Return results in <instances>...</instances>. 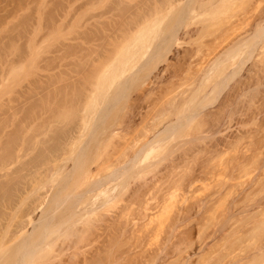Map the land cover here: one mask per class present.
Here are the masks:
<instances>
[{"label":"rangeland","instance_id":"obj_1","mask_svg":"<svg viewBox=\"0 0 264 264\" xmlns=\"http://www.w3.org/2000/svg\"><path fill=\"white\" fill-rule=\"evenodd\" d=\"M185 1L23 0L20 9L13 2L6 6L17 10L15 19L9 15L10 40L17 47L9 52L7 83L8 130L16 139L10 145L7 183L0 178V229L24 194L29 197L22 213L28 210L37 219L52 183L31 191L36 167L58 157L56 150L67 152L56 157L64 158L58 164L70 165L68 156L76 154L79 143L69 147L65 139L79 129L88 135L86 129L93 128L108 102L104 123L113 135L98 136L88 153L90 168L111 164L95 176L106 180L116 179L110 173L114 168L121 171L114 180L117 193L108 186L112 180L105 184L117 194L116 202H104L112 195L105 192L100 201V195L94 197L95 206H77L80 213L96 211L62 230L35 264H208L229 252L235 237L243 236L237 243L247 249L264 237V214L249 210L264 201V84L243 82L254 73L253 47L242 46L232 76L230 53L222 54L238 38L228 27L241 20L248 0H226L220 11L193 0L198 15L175 20L179 40L168 37L167 49L152 63L134 70L137 61L108 85L110 70L127 54L128 43L138 34H148L152 42L164 37ZM110 62L115 68L106 67ZM120 83L124 94L113 102L109 95ZM51 163L39 167V174ZM250 189L257 191L248 194ZM25 216L12 223L22 220L20 225L30 230ZM249 226L254 231H241Z\"/></svg>","mask_w":264,"mask_h":264},{"label":"bare ground","instance_id":"obj_2","mask_svg":"<svg viewBox=\"0 0 264 264\" xmlns=\"http://www.w3.org/2000/svg\"><path fill=\"white\" fill-rule=\"evenodd\" d=\"M22 1L23 0H0V4H2L0 6V9H2L4 11L3 15H0V178L1 177L3 178V179L1 178L2 180L1 179L0 180L3 181L2 183H4V184L7 183V181H8V179H7V181L4 182L5 181L4 178L7 176L6 174L8 172L7 171L8 170V164H9V161L12 158V154H13L12 147L10 146L11 141L14 142V140L16 139V136L12 135L13 133L12 134L9 133L8 116H7V104H8L7 103V92H8L7 91L8 90L7 89V87H8L7 83H8L9 69H10L9 52H11L10 50L12 49L13 46H16V44L15 43L12 44V40H10V38H11L10 33H11V31H13L12 30L13 26L11 27L12 19H10L9 15L11 16V13L14 14V12L15 13L17 12L16 7H17V9H20ZM165 1H167V0H165ZM177 1H180V0H176V3H177ZM192 1L193 0H186L181 5V7H179L177 9V11L175 12V15L173 17L175 19L171 23H169V25L167 26V29L164 32V37L159 39L157 42H152V40H151L152 37L148 36V34H145V35L138 34L136 37H134L133 40L130 43H128V45L126 46L127 54L120 59H116L117 60L116 68H115L114 62H110V64H108L106 66V67L112 66L115 68L113 70H110L111 72L109 74L110 77H109L108 85H110L112 83V81L114 80V78L116 76H121L125 71H129L128 69L129 68L131 69L132 66H135V63L137 61H138V65H136V67H134V70L139 68V67L148 66L150 63H152L153 60H155L158 56H160L162 50L167 49L168 37H174V40L178 41L179 39L177 37V34H175V30L177 29L175 20L176 21L179 20L180 22H182L184 19L191 17L194 13H196V14H194V16L198 15L197 14L198 12L196 11L197 7L192 6V4H193ZM181 2H182V0H181ZM225 2H226V0H196V3H198V5L208 4L212 7H214L215 8L214 10L219 8L217 11H220L223 7H225V5H224ZM248 2H250L249 3L250 6L247 7L248 3H246V6H245L246 11L244 9L245 12L243 11L244 13H243V15H241L242 17H240L241 20H239V22L233 21V22H235V24H233V22H232L233 25L231 26V28H230L231 23L228 27L230 30L233 31V35L235 34L238 38H236L231 44L229 43L230 44L228 46L229 48L225 49V51L222 54L226 55L227 53H230V58L233 61L232 62L233 65L231 67V70H229L230 71L229 74H231V76H232L233 74H235L236 68L240 65V60L238 58H235V57H236V55L240 54V50H241L242 46L246 45V46L253 47V50L255 51V54H254L255 58L253 57L254 60L252 63L253 66L255 67V69L252 68L254 70V73L252 75L248 76L247 81L245 79H243L244 80L243 82H246L245 84H249V82L251 83V81L253 82V80L254 81L256 80L257 82L258 81L261 82L263 80L262 82L264 84V0H248ZM11 3L15 4L16 7L12 8V6H11V8L13 10L11 11V9H9L10 10V12H9L8 9H6V6L8 4H11ZM20 14L21 13L18 14L19 17L22 16V14H21V16H20ZM8 17H9V19H8ZM13 17L15 19L16 15L14 14ZM17 20H19V22H20L19 18ZM22 22H23V20H22ZM20 23L17 22V24H20ZM178 24H180V23H178ZM240 29L241 30L243 29V30L240 31ZM19 33H20V31H19ZM19 33L17 32V34H15V35H19ZM20 35L22 36V34H20ZM17 38L19 39L20 37H17ZM232 39H233V37H232ZM10 41H11L12 46L10 45ZM13 41H15V40H13ZM175 43L177 44V42H175ZM15 48L13 47L14 50H16ZM149 52H150V54L148 55ZM135 55H138V58H135ZM140 59H142V60L139 61ZM116 72H117V74H116ZM104 74H107V73H104ZM250 74H251V72H250ZM107 75H105V76H107ZM105 78L103 80L107 79V78L106 79ZM245 86H243V87H245ZM243 87H241L240 90H242ZM124 88H125L124 84L120 83L116 87L115 91L109 95V100L116 102V100H118L124 94L123 93ZM238 89H239V87H238ZM109 103L110 102H108L107 104L104 103L105 104L104 105V111L94 121L93 128L91 129V127H89V128H87L88 130L86 129L87 132L90 130L89 134L87 133L88 135H86V132L85 133L83 132V134H80L82 132V129H81V131H80V129L78 130L79 133L78 132L74 133L75 131L71 132V134H74V135H68V137L64 134L65 138L67 137L66 139L64 138L66 140L65 142H67V143H65V142L64 143L68 144L67 146L71 147V145H73L75 142H78L80 144V146H78L79 144L78 145L76 144V147H77V151H75L76 154L73 153L74 152L73 151L70 153L71 156L70 155L68 156V159L69 158L71 159L70 165L69 164L65 165V164H60V163H59L60 165L58 164L59 161L61 162V159H64L63 157L65 154H67V152L65 154H61L62 151L60 152L56 149L55 150L58 152V157L52 156L53 159H51L49 157L50 159L43 160V162H41V165L39 164L40 163L39 162L38 164L40 166L38 165L37 166L38 168L36 167V165H33L36 167V169H38V174H36L38 177L42 176L43 173H46L48 170V174H47L48 178L47 179L45 178L42 181H40L39 183H37L39 178L34 175L35 177L38 178V180L36 178L35 179L36 183H34V181H33V184L28 186V187L31 186L30 190L35 192L37 189L44 187L46 182L52 183V184H50L52 187V190L50 192V195L48 194L49 199H48L47 203L44 204L45 206L42 205L43 208H42V210H41V212H40V214L36 220L31 218L30 213H28V210L24 211V213H22V211H21L24 208V207L21 208V206L25 204V207H26V205H27V202L25 203L26 199L29 197L27 194L21 195V197L19 199V205L17 207H15V209H13V208L11 209L13 211L10 214L9 221L6 223V225L4 226V228L2 230L0 229V264H35L37 258H40L41 256L44 255V253H47V250H46L47 246H50L51 242H54L57 239V237L62 234L61 233L62 230L64 232H67L65 230H67L69 225L74 223L76 220L80 221L82 218L85 217V215L87 216L88 214L93 213V211H96L95 208L86 207V206L90 207V205L93 206L96 202H98V200L95 199L94 197H97L98 195H100V199L98 198L100 201V200H102L101 194H104L106 192V193H108L107 197L110 196L109 194H112V195L107 199H103V201L107 200V202H111V201L113 202L114 199L117 198L116 197L117 194L115 196V194H113L114 193L113 191H114V187H115L116 193L118 190V188L116 187L118 185L116 183V181L118 180L117 177H119L121 175V171L119 170L120 167H116V168H114V170L112 172H110L113 174V178H116L113 180L111 178L112 181L109 178H108V180L103 179L101 177L97 178L95 176L98 173V171L102 167H104V169L106 170V168L109 167L111 164L107 166V163H108L107 162L103 166L101 164V162L97 163L98 161H94V163L95 164L97 163V164L93 170L92 168H90V161L92 160V157H91L92 155H90L91 158H89V155H88L89 151L93 149L92 147H96L95 145L98 144L97 138L100 134L105 132L107 135L106 134H104V135L107 137H110L111 135H113V133L110 131L109 127L105 126V123H104V118H106L105 117L106 113H108V111L110 109ZM185 116H186V114H185ZM189 117H190V115H189ZM208 118H210V117H208ZM196 119H198V118H196ZM88 125L89 124H87V127H88ZM175 125H177V124H175ZM79 127L82 128V126H79ZM170 127H172V126H170ZM197 127H199V125L196 126V129H197ZM76 129H77V127H76ZM68 132H66V133H68ZM84 134H85V137H84ZM57 149H59V148H57ZM63 150H64V148H63ZM74 150H76V149H74ZM59 154L61 156L63 155V157L60 156V160L57 159V158H59ZM51 160H52V163H51ZM56 161H57V163H55ZM109 161H110V159H109ZM115 161L113 162V165H114ZM67 162H68V160H67ZM47 163L48 164L51 163L50 168L44 169L46 172H44L43 168H41L43 170V173L39 174V171H40L39 167H41V166L43 167V165L48 166ZM23 166H22V168H23ZM45 166H44V168H45ZM22 168L20 167V169H22ZM36 169H34V170H36ZM111 169H112V167H111ZM36 172H37V170H36ZM8 174H9V172H8ZM112 174H110V176H112ZM45 176L46 175H44L43 177H45ZM103 176H104V174H103ZM35 177H33V173H32L30 178L34 180ZM7 178H8V176H7ZM262 178H264V177H262ZM259 179H261V177L260 178L258 177V180ZM109 180L111 182L116 180V181H114L115 184H114V182L113 183L109 182V184H108L107 182ZM256 180H257V178H256ZM30 181H32V180H30ZM30 181L28 180L29 184L32 183ZM263 181H264V179H263ZM84 182H86V183H84ZM258 182H256L257 189L260 186V185H258ZM82 183H84V185L86 184V186L84 188L82 186L83 190L81 189V191L80 190L77 191V187L80 186V184H82ZM263 183H262V179H261L260 184L262 185ZM105 184L106 185L108 184V186L110 184H112L109 187H110V189H113V191L109 190L108 189L109 187L106 188ZM26 185H27V183H26ZM28 187L26 186V188H28ZM116 188H117V190H116ZM252 189H250L252 191L251 193H249V190H248V194H253L254 192L257 191L256 189H255L256 191H254ZM259 189H260V187H259ZM107 190L109 192H107ZM44 197H45V195H44ZM105 197H106V195H105ZM246 197H248V196H246ZM31 199L32 198H30V200ZM4 201H6V200H4ZM7 202H8V200L6 201V205L8 204ZM35 202H37V201L35 200ZM35 202H34V204H35ZM115 202L116 201H114L113 203H115ZM263 202H261V203H260V201L257 202L256 204L251 206L249 210L250 211L253 210L255 212L257 211L258 212L257 216L259 214H262V213L264 214V206H263L264 203ZM31 205L32 204H30V206ZM79 205L81 207H82V205H86L84 207L88 208V210H85L86 213L83 212L84 217H81L83 215V213H80L79 211H77L78 209L75 210L76 207ZM103 207H104V205H103ZM113 207H114V205H113ZM59 208H61L60 214L57 212ZM99 208H101V207H99ZM18 211H20V212H18ZM56 212L59 215H57ZM87 212H90V213L87 214ZM248 214L250 215V213H248ZM0 215H1V213H0ZM22 215L23 216L26 215L25 217H28V219H29L28 222H29V224L31 223V229L30 230L29 229L26 230V229H24L23 226L20 225V223H22L21 222L22 220L20 221V223H17L18 220H17V222L15 220V222H16L15 224H13L14 222L12 223V221L14 219H16L18 216H19L18 218L20 220L23 217ZM255 215H254V217L256 218ZM242 216H244V214ZM251 216H249V217H251ZM1 217H3V216L1 215L0 218ZM87 217H89V216H87ZM239 218H241V217L238 216V219ZM149 219H151V218H149ZM79 221H76V222H79ZM83 221H81V222H83ZM246 221H248V219ZM24 222H26V221H24ZM245 226H246V223H245ZM73 228H72V230H73ZM239 228H238V230H239ZM242 230L244 233H246L247 231L252 232V231H254V226L253 227L249 226L248 228L246 227L245 230L241 229V231ZM76 231H79V230H76ZM235 232H237V229ZM74 234H76V233H74ZM239 234H241V233H239ZM239 234H238V236H240ZM242 237L241 236L239 238L235 237L236 241L233 242V246L230 247L231 250H229V252H228V249L224 250L228 254L226 252L224 253L222 251L224 254L223 253H221V254H223L224 256L219 255L217 258H215L213 261H211L208 264H264V239H263L264 237H262L260 240L259 239L256 240V242H254L253 246L249 247V248H251L250 250H249V248L248 249L245 248L246 246L241 245L240 244L241 242L237 243L238 241H240L242 239ZM237 239H239V240L237 241ZM86 241H88V239ZM229 244L231 245L232 243H229ZM75 248H76V246H75ZM207 248H209V247H207ZM225 254H227V256L228 255L229 256L227 257Z\"/></svg>","mask_w":264,"mask_h":264}]
</instances>
